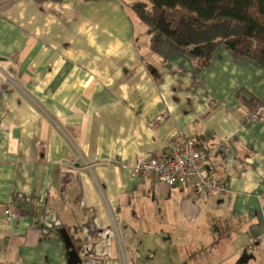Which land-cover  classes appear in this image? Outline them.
<instances>
[{
	"label": "crops",
	"instance_id": "0c3cea01",
	"mask_svg": "<svg viewBox=\"0 0 264 264\" xmlns=\"http://www.w3.org/2000/svg\"><path fill=\"white\" fill-rule=\"evenodd\" d=\"M133 1L0 0V263L264 264V66L200 67ZM181 136L229 195L121 164Z\"/></svg>",
	"mask_w": 264,
	"mask_h": 264
},
{
	"label": "trees",
	"instance_id": "16d2710c",
	"mask_svg": "<svg viewBox=\"0 0 264 264\" xmlns=\"http://www.w3.org/2000/svg\"><path fill=\"white\" fill-rule=\"evenodd\" d=\"M131 8L149 33L166 36L200 67L221 43L264 66V0H134Z\"/></svg>",
	"mask_w": 264,
	"mask_h": 264
},
{
	"label": "built area",
	"instance_id": "2783aa9c",
	"mask_svg": "<svg viewBox=\"0 0 264 264\" xmlns=\"http://www.w3.org/2000/svg\"><path fill=\"white\" fill-rule=\"evenodd\" d=\"M243 120L246 122L264 121V101L248 112ZM208 151L199 146L194 138L176 137L159 153L139 156L133 162L121 164L136 175L152 181L177 185H192L200 196L229 195L231 189L225 180L215 178L208 167ZM6 222L15 221L20 213L6 205L4 208ZM253 243L249 248H253ZM89 249V246L87 247ZM87 249V252H88ZM86 252V253H87ZM7 264V263H0Z\"/></svg>",
	"mask_w": 264,
	"mask_h": 264
},
{
	"label": "rangeland",
	"instance_id": "374dc122",
	"mask_svg": "<svg viewBox=\"0 0 264 264\" xmlns=\"http://www.w3.org/2000/svg\"><path fill=\"white\" fill-rule=\"evenodd\" d=\"M101 233H103V232H101ZM107 236H108V235H107ZM105 239H106V240H109L108 238H105ZM87 247H88V246H87ZM92 249H93V248H92ZM92 249H91V247H90V249L88 250L87 253H88V254H91V252H93ZM90 256H91V255H90Z\"/></svg>",
	"mask_w": 264,
	"mask_h": 264
}]
</instances>
